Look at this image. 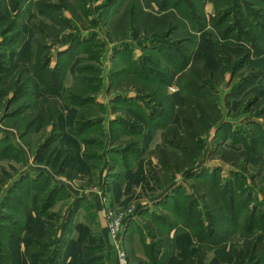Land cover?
Wrapping results in <instances>:
<instances>
[{"label":"rangeland","instance_id":"374dc122","mask_svg":"<svg viewBox=\"0 0 264 264\" xmlns=\"http://www.w3.org/2000/svg\"><path fill=\"white\" fill-rule=\"evenodd\" d=\"M13 1L0 0V264H121L123 250L127 264H253L244 241L264 238V0ZM202 83L221 119L194 165L168 172L153 148ZM214 175L228 185L226 240L194 187ZM104 202L123 216L117 245Z\"/></svg>","mask_w":264,"mask_h":264},{"label":"trees","instance_id":"16d2710c","mask_svg":"<svg viewBox=\"0 0 264 264\" xmlns=\"http://www.w3.org/2000/svg\"><path fill=\"white\" fill-rule=\"evenodd\" d=\"M21 1L24 0L13 1L16 3L14 5L17 6L15 8H19ZM161 6L165 9L170 7ZM198 78L200 79V76ZM195 89H197L195 93L183 98L182 106L179 108L180 126L173 123L172 125H167L162 133V143L157 144L153 149V154L157 158L160 168L168 172L176 173L183 171L184 168L193 166L197 157L206 146L204 137L209 133L211 127L221 119V110L216 95L209 93L205 83L196 84ZM155 109L156 107H154ZM151 115L153 122L158 125L160 118L164 114H159L155 111ZM126 122H128L127 119H125L124 124H131ZM131 153L133 154L134 151H131ZM222 157L230 160L225 156ZM126 160L128 163L126 162L125 165L129 164L131 157H126ZM201 181V183H198L197 186L194 185V187L202 194L207 216L206 220L209 224L215 225L216 231L221 235L220 239L226 240L231 234V226L226 216L224 201L228 185L222 182L220 177L218 178L216 175L212 179L204 177ZM172 193L175 194V191H172ZM168 201H170V198ZM142 216L145 217L143 214ZM154 217L159 224L163 223L160 216L154 214ZM262 219H264V216ZM201 220L200 225L202 224ZM168 225L169 229L177 227L173 222H169ZM201 231L202 228L199 232ZM149 235L159 248H172L174 238L170 237L169 233H165L161 228H151ZM263 239L260 235L253 239H249V237L245 238L244 244L247 254L253 256L252 259L256 260L253 264H264ZM205 254V252L201 253L200 258L202 263Z\"/></svg>","mask_w":264,"mask_h":264},{"label":"built area","instance_id":"2783aa9c","mask_svg":"<svg viewBox=\"0 0 264 264\" xmlns=\"http://www.w3.org/2000/svg\"><path fill=\"white\" fill-rule=\"evenodd\" d=\"M104 205L106 206V208L103 209V215L106 217L109 224V235L113 240L112 245H117L118 243H120V239H118L120 230L119 225L123 216L117 215L113 210L109 208L107 203L104 202ZM119 261L121 264H127L124 250L119 254Z\"/></svg>","mask_w":264,"mask_h":264},{"label":"crops","instance_id":"0c3cea01","mask_svg":"<svg viewBox=\"0 0 264 264\" xmlns=\"http://www.w3.org/2000/svg\"><path fill=\"white\" fill-rule=\"evenodd\" d=\"M157 142H158V141H157ZM156 145H157V144H156ZM156 145H155V146H156ZM154 148H155V147H154ZM154 148H153V149H154ZM129 167H130V168H129ZM129 167H128V170H126V174H127L130 170H135V166H134L133 164L130 165ZM131 173H132V171H131ZM134 173H135V171H134ZM115 182H116L115 180H112V184H115ZM117 182L120 183L119 181H117ZM113 186H114V185H113ZM120 191H121V190H120ZM120 191H118L119 194H120ZM116 193H117V192H116ZM119 194L117 193V195H119ZM136 248H137V247H136ZM139 251H140V250H139ZM142 251H143V250H142ZM135 256H137V254H135Z\"/></svg>","mask_w":264,"mask_h":264},{"label":"water","instance_id":"95a60500","mask_svg":"<svg viewBox=\"0 0 264 264\" xmlns=\"http://www.w3.org/2000/svg\"><path fill=\"white\" fill-rule=\"evenodd\" d=\"M109 240H110V242H113V240H112V238H111V236L109 235Z\"/></svg>","mask_w":264,"mask_h":264}]
</instances>
